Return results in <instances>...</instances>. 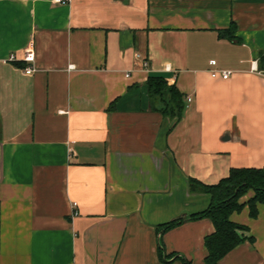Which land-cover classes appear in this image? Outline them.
Listing matches in <instances>:
<instances>
[{
  "label": "crops",
  "instance_id": "0c3cea01",
  "mask_svg": "<svg viewBox=\"0 0 264 264\" xmlns=\"http://www.w3.org/2000/svg\"><path fill=\"white\" fill-rule=\"evenodd\" d=\"M231 22L236 40L218 32ZM30 40L26 74L7 58ZM255 66L264 0H0V264H204L209 218L160 225L208 206L188 178L264 167ZM151 74L182 94L177 122L149 99ZM257 210L230 215L247 238L220 264H264Z\"/></svg>",
  "mask_w": 264,
  "mask_h": 264
},
{
  "label": "trees",
  "instance_id": "16d2710c",
  "mask_svg": "<svg viewBox=\"0 0 264 264\" xmlns=\"http://www.w3.org/2000/svg\"><path fill=\"white\" fill-rule=\"evenodd\" d=\"M218 32L223 38L236 40L234 22L226 28L219 29ZM145 86L149 99L159 100L162 103L161 112L164 116L170 117L174 123L182 117L186 105L182 100V94L174 84H168L161 75L151 74ZM114 109L115 101L108 106L109 111ZM187 186L190 193L208 194L210 197L208 206L201 211L175 217L160 225V229H170L186 219L209 218L214 225V231L204 237L206 253L203 261L204 264H220V260L230 250L247 238L244 235L247 227L233 222L230 215L247 206L250 216L255 217L258 204L264 205V167L231 168L228 175L215 184H205L197 179L188 178ZM249 191L252 193L251 196L241 201V197ZM248 238L252 239L251 236ZM162 249L160 244V254ZM172 255L174 253L166 256ZM184 264L190 263L186 261Z\"/></svg>",
  "mask_w": 264,
  "mask_h": 264
},
{
  "label": "built area",
  "instance_id": "2783aa9c",
  "mask_svg": "<svg viewBox=\"0 0 264 264\" xmlns=\"http://www.w3.org/2000/svg\"><path fill=\"white\" fill-rule=\"evenodd\" d=\"M71 0H52L53 3L56 4H66L69 3ZM135 56L137 58H141V55L139 53H136ZM34 58H35V52H34V47H33V41L30 40L28 42V44L26 45V47L22 50L20 55H17L16 53H12L8 56L7 61H17V60H22L25 61L27 63H29L30 65L24 68V72L26 74H30L32 73L35 68L33 66L34 63ZM143 63L146 64L145 59H143ZM211 64H215L214 61L211 62ZM256 73H258L259 75H264V68L263 69H259L256 66L253 67V69ZM234 71L231 69H220V68H212L210 70V76L212 78H220V79H229L230 76L232 75ZM188 100H190V98H188ZM74 206H76V203H73ZM77 209L74 208L73 210V214H77Z\"/></svg>",
  "mask_w": 264,
  "mask_h": 264
}]
</instances>
